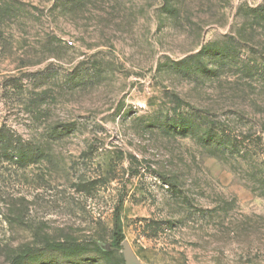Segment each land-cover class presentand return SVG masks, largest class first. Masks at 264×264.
<instances>
[{
    "label": "rangeland",
    "instance_id": "obj_1",
    "mask_svg": "<svg viewBox=\"0 0 264 264\" xmlns=\"http://www.w3.org/2000/svg\"><path fill=\"white\" fill-rule=\"evenodd\" d=\"M0 133L1 248L264 264V0H0Z\"/></svg>",
    "mask_w": 264,
    "mask_h": 264
},
{
    "label": "trees",
    "instance_id": "obj_2",
    "mask_svg": "<svg viewBox=\"0 0 264 264\" xmlns=\"http://www.w3.org/2000/svg\"><path fill=\"white\" fill-rule=\"evenodd\" d=\"M0 146L4 154L14 156L20 165L33 160V152L7 134L0 133ZM122 240H124L122 224L119 215L115 213L111 240L107 248L103 247L99 240L94 239H41L39 242L17 244L14 247L5 244L0 247L3 251L0 264H30L37 262L47 253L68 258L64 262L67 264H124L121 254L118 253ZM112 255H115V258H112ZM48 263L55 264L52 261Z\"/></svg>",
    "mask_w": 264,
    "mask_h": 264
},
{
    "label": "water",
    "instance_id": "obj_3",
    "mask_svg": "<svg viewBox=\"0 0 264 264\" xmlns=\"http://www.w3.org/2000/svg\"><path fill=\"white\" fill-rule=\"evenodd\" d=\"M121 254L124 264H140L130 245L125 239L121 241Z\"/></svg>",
    "mask_w": 264,
    "mask_h": 264
}]
</instances>
